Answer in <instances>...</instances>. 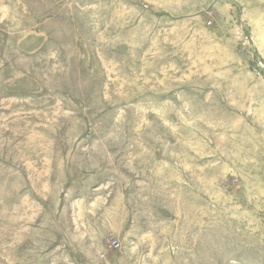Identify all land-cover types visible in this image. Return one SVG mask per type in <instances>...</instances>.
<instances>
[{
    "label": "rangeland",
    "instance_id": "1",
    "mask_svg": "<svg viewBox=\"0 0 264 264\" xmlns=\"http://www.w3.org/2000/svg\"><path fill=\"white\" fill-rule=\"evenodd\" d=\"M0 264H264V0H0Z\"/></svg>",
    "mask_w": 264,
    "mask_h": 264
}]
</instances>
